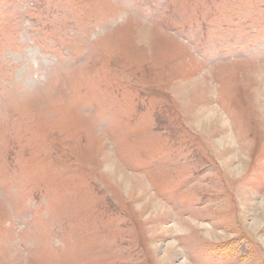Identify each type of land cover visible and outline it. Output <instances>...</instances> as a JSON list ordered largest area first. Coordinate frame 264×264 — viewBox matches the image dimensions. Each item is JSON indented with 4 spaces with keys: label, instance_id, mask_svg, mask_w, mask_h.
I'll return each mask as SVG.
<instances>
[{
    "label": "rangeland",
    "instance_id": "1",
    "mask_svg": "<svg viewBox=\"0 0 264 264\" xmlns=\"http://www.w3.org/2000/svg\"><path fill=\"white\" fill-rule=\"evenodd\" d=\"M0 264H264V0H0Z\"/></svg>",
    "mask_w": 264,
    "mask_h": 264
}]
</instances>
